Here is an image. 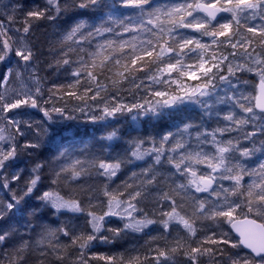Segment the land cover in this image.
<instances>
[{"label":"snow or ice","instance_id":"snow-or-ice-1","mask_svg":"<svg viewBox=\"0 0 264 264\" xmlns=\"http://www.w3.org/2000/svg\"><path fill=\"white\" fill-rule=\"evenodd\" d=\"M4 7H10L9 22L16 20V13L24 12L23 5ZM78 9L90 11L91 22L79 19L62 33L61 59L57 66H66L64 70L67 71L77 65L71 72L75 79L69 88L81 86L83 73L87 70L84 82L94 83L95 90L87 87L84 96L78 90L65 91L64 95L84 101L85 96L92 93L88 99L94 103L84 102L71 109L67 102L59 106L55 103L51 107L41 106L42 88L32 65L35 53L27 43V35L34 21H54L62 13ZM225 13L227 16H221ZM22 31L24 35L20 37L19 46H14L16 41L0 22V35L4 37L0 41V63H9L14 52L15 57L24 62V70L33 68L31 77L36 85L34 92L24 85L23 90L11 95L0 93V192L5 193L0 197V220L27 211L30 219L25 222V229L33 233L40 229L35 264H65L71 258L69 249L76 247L79 254L72 264H91L92 259L115 264L116 257L113 256L87 255L94 241L112 243L127 230L142 232L155 225L168 234L174 228L179 231L180 227L186 233L174 245L155 249L156 264H167L178 254H183L188 264H199L202 256L213 259V264H221L214 258L224 255L225 245L232 248L243 245L250 249L245 256H229L231 264H264V54H258L259 58H256L253 56L255 48L251 52L248 50L257 36L264 48V0H172L168 3L159 0H46L44 8L26 12ZM202 37H208L210 42H203ZM228 48L233 51L225 54ZM238 49H243L242 55L249 62L247 67L245 64L233 65V59L241 55ZM73 55L76 60L71 58ZM121 60L125 61L123 65ZM252 64L260 69L262 78V93L254 107L246 103L248 98L240 91L238 78L233 79L236 72L245 68L252 71ZM113 67L117 69L113 75L119 79L112 80V86L119 89L125 82L130 83L135 89L131 93L134 102L125 103L117 94L101 96V92L108 89L101 86L99 77L105 72L111 73ZM121 67L123 71H119ZM13 71L8 68L3 74L4 82L10 79ZM137 73H144L143 78ZM16 76L22 80L21 72H16ZM56 88L59 91L64 86ZM222 88L224 96L220 95ZM221 104H228L231 109L222 117L227 123L224 126L218 123L216 128L208 131L205 117L211 119L215 114L219 118L217 105ZM22 108L38 109L43 117L40 121L18 119L21 115L18 110ZM237 108L242 115L236 112ZM77 112L80 116L74 115ZM125 113L132 114L134 121L141 117L158 120L166 114L176 119L167 130L153 129L128 141L129 147L115 160L88 150L82 157L61 153L63 163L53 169V185L59 186L63 182L71 186L82 177L96 181L81 184L77 195L65 198L54 188L41 190L43 162L34 165L31 177L22 188L12 187L13 182L22 179L23 170L13 171L11 180L6 171L17 168L16 161L21 152L32 155L31 150L42 147L52 124L81 118L85 123L98 124L117 120ZM45 122L47 127L43 126ZM248 126L251 131L247 130ZM232 132L238 135L224 138ZM117 139L119 134L115 129L102 136L101 151L108 148L103 141ZM145 144L151 146L145 147ZM137 161L143 164L137 165ZM201 164L207 171L198 175L195 166ZM126 166H131L129 174L116 184L118 174ZM246 176L251 178L247 184L244 182ZM153 189H156L154 195ZM85 196L90 209L85 226L71 223H61L55 229L46 226V212L55 216L66 212L83 213L81 197ZM150 196L154 205L151 214L139 207ZM33 198L36 203H32ZM105 200L107 210L96 211L97 207L104 208ZM165 202L170 211L162 210ZM245 209L247 213L243 220L237 221V216ZM138 213H143L139 219ZM248 213L259 217L260 222L249 219ZM112 217H117L123 227H106ZM205 221H210L221 231H209L203 226ZM197 222L202 226L198 228ZM225 223L239 234L238 243H232L229 233L222 230ZM241 223L245 227L242 228ZM89 227L90 232L87 231ZM105 230L111 235L104 236ZM17 232L18 229L0 230V248ZM200 234H203L202 238ZM61 235L70 243L60 244ZM183 240L188 241L187 248ZM31 247L21 235L19 242L4 253L8 264H26V253ZM139 262L140 258L134 257L129 264ZM0 264H3L2 260Z\"/></svg>","mask_w":264,"mask_h":264},{"label":"trees","instance_id":"trees-1","mask_svg":"<svg viewBox=\"0 0 264 264\" xmlns=\"http://www.w3.org/2000/svg\"><path fill=\"white\" fill-rule=\"evenodd\" d=\"M19 5H23L24 12L18 13L16 19L18 20L19 26L22 28L24 27V16L27 11L34 10L37 8H44L46 6V0H17ZM161 3H168L172 2V0H159ZM1 9V7H0ZM200 15H202L200 13ZM92 16V13L90 11L86 10H75V11H68L65 13H62L60 17L54 21H49L47 19H41L38 21H34L32 24L31 31L27 35V42L29 46L32 48L33 52L35 53V58L32 61L33 67L35 68L41 83L42 88V94L48 99L51 104L55 103L57 106L65 104L67 102L68 108L71 109L72 106L80 104L83 105L84 102H87L88 104H93L94 102L88 99L92 95V93H88L87 96H85L84 101L76 100L72 97L65 96V91H79V94L84 96V89L87 87H93V90H95L94 83L86 84L84 81L87 79L86 71L83 73L84 79L81 80V86L73 85L72 88H69V84H73L74 77L71 76V72L74 70V68L77 67V65H73V67L67 68V71L64 70L66 66H60L58 68L57 61L61 59V39H62V33L66 31L68 28H70L77 20L79 19H86L91 22L90 18ZM227 14L225 13V15ZM251 23H259V21H252ZM184 31H191V30H184ZM24 34V33H23ZM195 35V33H194ZM249 37L248 33H246ZM205 40H208V37H202ZM259 37L257 36L254 40V44L258 45L256 46V49L262 47L259 43ZM257 40V42H256ZM118 51V50H117ZM73 60H76L77 57L73 55L71 57ZM125 63L124 60H121V65ZM2 63H0V82L3 79V74L5 72L4 67H1ZM117 71L116 68H112V72H105L103 75L99 77L101 86H106L108 91L107 92H101V96L105 95H112L117 94L118 96L123 97V101L125 103H132L133 98L131 93L135 91L133 86L130 83L125 82L122 87L119 89L114 88L112 86V80L119 79L118 77L114 76L113 73ZM119 71H123V68L121 67ZM141 78H143L144 73H137ZM111 77V79H109ZM147 82V81H146ZM63 85L64 88L59 89L57 91L56 86ZM159 87V86H157ZM52 93H55V95H52ZM50 95H52V99L49 100ZM63 97V98H61ZM76 116H80V113H74ZM131 114L125 113L123 116H120L117 120H110L105 122H99L98 124H91V123H85L83 118L80 120H68L65 121L67 126L63 125H53L50 127L52 130H55L56 133H54V136H57L60 138V140L54 145V146H45L42 145L41 148L37 150H31L32 155H28L27 153H20L21 160H19V167H23V176L22 179L17 183L13 182L12 187L15 188H22L24 186L25 181H27L31 175H32V168L36 163L43 162L44 168L41 175V190H48L49 188H54L57 191L60 192L61 195H63L65 198L72 197L74 195H77L79 192V186L84 183L93 184L96 183L94 179H88L87 177H82L80 181L72 184L71 186H68L64 184L63 182L60 183L59 186L52 184L53 179V169H56L59 167L61 163H63V160L60 159L61 153L68 152L73 157L81 156L82 153L85 150H88L91 153L96 154L97 156H101L108 160H115L118 155L122 156L124 154V150L129 147L128 141L132 140L133 138L137 136H143L146 133H150L153 129L157 130H167L169 128L168 122L165 119L164 116H162L158 120H151L147 118L146 120H143L142 122V128L138 131H125V126L123 125V121L128 119ZM213 118H211V121H209L208 117H205V127L208 131H211L212 129L216 128L218 125L211 123ZM57 128V129H55ZM70 128H73L72 134L63 136V132H66L70 130ZM113 129L117 130L119 134V139L113 140V141H103L104 144L108 145L107 151L102 152L101 151V141L100 138L102 136V131L104 132V136L110 133ZM203 130V129H201ZM150 144H145V147H150ZM22 155L26 156V159L29 160L26 162L22 161ZM137 165H141L136 163ZM143 164V163H142ZM197 169L205 168L204 165H198L195 166ZM131 166H126L124 170H122L121 173H119V179L116 180V184H119L121 180L125 179V177L129 174V169ZM139 171V168L136 169ZM115 179V178H114ZM162 179V178H161ZM244 179H251L250 177H245ZM11 180V179H9ZM229 182L225 183L228 184ZM115 187V185H113ZM164 190L166 191L167 188L165 186ZM153 195L156 192V189L152 190ZM5 196L4 192H0V197ZM83 200V207L85 211L83 213H72V212H66L64 215L55 216L51 212H46L44 215V221L46 223V226H50L51 228L55 229L57 226H59L61 223H71L80 227H83L86 225L87 220V211L90 210L88 206V198L81 197ZM100 199H104L102 196ZM32 203H36L35 199L33 198ZM93 204H96V201H93ZM107 201L105 200L104 208L101 209L100 207H97L96 211H103L106 209ZM141 208H143L145 211H147L149 214L153 211V203H152V197L150 196L149 199L142 204H140ZM157 208L160 206L157 205ZM162 210L170 211V208L167 205V202L164 203ZM245 212L247 213V209H245ZM240 215V213H239ZM238 215V216H239ZM248 216L253 217L260 221L259 217H254L251 213H248ZM30 218L28 217L27 211L23 213H17L14 217L6 218L4 220H0V230H12V229H18V232L13 237L12 240L9 241L8 244L4 245L3 248H0V260L3 261V264H8V257L7 255H4V253H7L11 250L12 246L19 242L21 235L23 236L24 240H28L29 243L32 245V247L28 250L26 253L27 260L26 264H35L36 259L38 257V253L35 251L36 246L39 243V236L37 233H39L40 229H37L35 233L29 232L25 229L24 224L27 220ZM123 225V223L120 220H111L106 227H120ZM156 226H149L148 229H144V234L140 235L137 238V242L130 243V245L135 246L136 248H141L140 251L132 250L131 253L127 252L126 249L122 248L123 251L121 254L122 256H127L128 254H133L136 257L140 258L139 264H149L148 260H145V257L149 256H155L156 252L155 249L160 248L164 249L166 246L174 245L175 242L178 239H181L183 236H186V233H184V230L179 228V231H177L175 228L172 230L171 234L165 233L162 227L159 229H156ZM201 222H197V227H201ZM203 226L207 227L209 231L216 230L221 231V229H217L215 225H213L210 221L203 222ZM223 231H227L229 233V239L232 243H237L236 239L231 235L228 224H223ZM87 231H91V228H87ZM203 234H200V237L202 238ZM130 233L127 239H130ZM136 238V237H135ZM60 244H69L70 241L68 238L63 237L62 235L59 237ZM98 242H93V248L89 249L87 252L88 256H95V255H104V256H117V253H119L120 244L118 240L112 242L113 244L110 245L107 248H103L100 245H96ZM47 244V241L44 242ZM184 247H188V241L183 240ZM126 246V245H125ZM192 246H195L193 244ZM226 252L223 256H216L217 260L219 259H225V261H229L231 263V260L229 259V256L236 255L234 250L236 248L238 249V253L242 255H247L240 247H236L231 249V245H225ZM70 253V259L65 261V264H72V261L75 259V257L79 254V248L76 247L74 249H69ZM183 254L174 255L175 258H180ZM125 258V257H124ZM151 260V259H150ZM117 261V259H116ZM105 264V261L103 260H97L92 259L91 264ZM121 262H128L127 259H120L119 262L115 264H121ZM151 264V263H150Z\"/></svg>","mask_w":264,"mask_h":264},{"label":"rangeland","instance_id":"rangeland-1","mask_svg":"<svg viewBox=\"0 0 264 264\" xmlns=\"http://www.w3.org/2000/svg\"><path fill=\"white\" fill-rule=\"evenodd\" d=\"M11 4H18V1L17 0H0V7H1V9H0V22H3L5 29L8 30V35L13 40L16 41V45H14V46H19L20 37L24 35L23 31H22L23 28L21 26H19V23H18L17 19L14 22H9L8 15H12V13H11L10 7L8 9H6L4 7V5H11ZM6 12H7V15L5 14ZM17 14L18 13L15 14L16 17H17ZM17 29H19L20 31H17ZM248 34L251 35L250 33H248ZM3 38L4 37L2 35H0V41H2ZM201 39H202L203 42H206V43L210 42V39H208V40H205L203 38H201ZM257 40H256V42H257ZM11 42L12 41L10 40V43ZM256 46H258V45L253 43L252 46L249 47L248 50L251 52L252 49L255 48V52L253 53V56L256 57V58H259L258 54H264V48L256 49ZM213 47H215V46H213ZM232 51L233 50L231 48H228L226 50L225 54H227L229 52H232ZM237 52L241 53V55H238L235 59H233V61H232L233 65L235 66L236 64H245L246 67H247L249 62L242 55L243 49H238ZM17 61H19V58L15 57L14 52H13L12 57H11V61L9 63H7V64L2 63L1 67H4V69H5L4 74L7 73L8 68H12V69H14V71H13V74L11 75L10 79L7 82H4L3 79L1 80V82H0V93H5L6 92L9 95H11L14 91L23 90L24 85H27L28 87H31L33 92L35 91V86L36 85H35V82L32 80V77H31L33 68H29L28 70H24L23 69V64H24L23 61H19L20 67L18 68L17 67ZM251 66L253 68L252 71H248L245 68V70H243V71L236 72L235 77L233 79L235 80L236 78H238L239 89L248 98L246 103H249L251 106L254 107V98H255V94H256V90H257L256 83H257V81L262 80V78H261V75L259 74L260 73V69L258 67H256V65H254V64H252ZM224 71L226 73L227 72V68H225ZM16 72H21L22 73V80L17 78ZM22 81H23V84H22ZM40 87H41V83H40ZM220 95L221 96L225 95V90L223 88L220 90ZM45 101H48V99L44 96V94H42V97L39 99V103L41 104V106H44V107H51L52 106L51 102H49L48 104H45L44 103ZM217 108L220 110V117L218 118L215 114H213V116H212L213 120H212L211 123L214 122V124H216V125H218V123H219V126H224V124H226L227 122L224 121L222 119V117H223V115L227 114L231 109H230L228 104L217 105ZM18 111L21 113V115L18 116L17 118L18 119H22V120L40 121L42 119V117H43V114L41 112H39L38 109L22 108V109H20ZM236 112L240 113V110L237 108ZM240 114L242 115V113H240ZM164 117L167 120L169 127L173 124V121L176 119L175 116H168L167 114L164 115ZM146 119L147 118H145V117H141L140 119L134 121L132 119V114H131L128 119L123 121V125L125 126V131L126 132H130V131H138V130H140L142 128L143 120H146ZM209 121H211V119H209ZM53 125L67 126L65 121H60L59 123L52 124L50 127H52ZM43 126L47 127L48 126L47 122H45V124ZM50 127H48V136L45 138L46 142L43 143V145L48 146V147L49 146H54L60 140L59 137L54 136V133H56V131L52 130ZM55 129H57V128H55ZM247 130L251 131L252 130L251 126H248ZM72 131H73V128H70V130H68L66 132H63L62 135L63 136L70 135V134H72ZM242 134L243 133H240V135H242ZM236 135H238V134L235 133V132H232V133L226 134L224 138L227 139L229 136H236ZM102 136H104V132L103 131H102ZM22 142L23 141H21V143ZM258 142H259V138L257 139V144H258ZM21 153H26V152H21ZM257 155H259V153ZM146 159H149V158L146 157ZM19 160H21L20 155L18 156L17 161H16L17 168H15V169L9 168L6 171L5 174L8 175L9 179H11V173L13 171H17V170H20V169L23 170V167L22 168L19 167V164H18ZM28 160L29 159L28 158L26 159L25 155H22L23 165L25 164L24 161L27 162ZM136 163L142 164L143 162L137 161ZM203 171H207V169L206 168H202L200 170L198 169V175L200 174V172H203ZM227 182L228 181H224V183H227ZM140 206L141 205H139V207ZM163 211H165V210H163ZM245 213L246 212L244 210V212H241L240 215L237 216V218H243ZM142 216H143V213H138L137 214V218L138 219L141 218ZM111 220H119V219L117 217H112ZM122 227H123V225L121 226V228ZM177 227H179V226H177ZM159 228H160V226L157 225L156 229H159ZM129 233L131 235L130 239H127L126 237H128ZM144 233H145L144 231H142V232H133L131 230H127L125 232V234H123L121 236V238L118 239V242L120 244L119 245L120 248H119V253H117V256H115L116 259H117V261H115V263L116 262L118 263L119 260L122 258V259H127L128 262H121V264H129V261L132 260V258L136 257L133 254H128L127 253V256H124L125 257L124 258L122 256V254H121L123 252L121 249L125 248L126 251L130 252V253H131L132 250H135L136 252L140 251L141 248H136L135 249V246L130 245V243L131 242L132 243L137 242L138 241L137 238L140 235L144 234ZM102 234L104 236H110L111 235V233L107 232L106 230ZM112 244L113 243H107V244L106 243H101L98 240L96 245H100L103 248H107V247H109ZM231 249H233V248L231 247ZM234 252H235V254H239L240 256H242V254L238 253V249L237 248H236V250H234ZM155 256H149V255L147 256V260L149 261V264L150 263L151 264H156ZM161 259H163V258H161ZM214 260L215 261H220L221 264H231L229 261L226 262L225 259L217 260V258L215 257ZM95 264H97V263L95 262ZM167 264H188V261H187V258L184 255L180 256L179 259L175 258V256H173L172 259H169L167 261ZM199 264H213V259H210L208 256H202L199 259Z\"/></svg>","mask_w":264,"mask_h":264},{"label":"water","instance_id":"water-1","mask_svg":"<svg viewBox=\"0 0 264 264\" xmlns=\"http://www.w3.org/2000/svg\"><path fill=\"white\" fill-rule=\"evenodd\" d=\"M223 14H221V16H222ZM261 93H262V80H260V81H258L257 82V92H256V96H255V99H254V106H255V104L257 103V97L258 96H261ZM258 111V110H257ZM244 218V217H243ZM243 218H237V221H242L243 220ZM249 219H252V218H250V217H248ZM260 221H258L257 220V223H259ZM240 226L243 228V227H245V225H243L242 223L240 224ZM229 230H230V232L232 233V235L238 240V242H239V239H240V236H239V234L236 232V231H234L232 228H231V226L229 225ZM241 246V248L243 249V251H245L246 253H250V249H248V248H245L243 245H240Z\"/></svg>","mask_w":264,"mask_h":264},{"label":"flooded vegetation","instance_id":"flooded-vegetation-1","mask_svg":"<svg viewBox=\"0 0 264 264\" xmlns=\"http://www.w3.org/2000/svg\"><path fill=\"white\" fill-rule=\"evenodd\" d=\"M256 95V94H255ZM258 144H259V142H258ZM249 147L251 146V145H248ZM260 155V154H259ZM251 179H244V182H245V184H247L249 181H250ZM248 217H250V216H248ZM246 254H248V253H246ZM242 256H244V255H242Z\"/></svg>","mask_w":264,"mask_h":264}]
</instances>
